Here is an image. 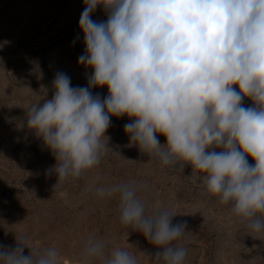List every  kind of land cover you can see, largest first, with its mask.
<instances>
[{"label":"clouds","instance_id":"9594fccd","mask_svg":"<svg viewBox=\"0 0 264 264\" xmlns=\"http://www.w3.org/2000/svg\"><path fill=\"white\" fill-rule=\"evenodd\" d=\"M84 5L79 27L85 50L78 63L93 70L87 86L74 87L66 73L57 72L52 98L30 105L21 125L52 152L56 164L46 174H55L58 184L98 166L109 148L104 141L110 139L105 133L111 117L126 115L129 146L162 169L182 173L190 164L203 174L204 190L246 221L249 233H264V0ZM98 6L106 20L92 19ZM105 86L106 97L93 94ZM245 97L251 106L243 105ZM145 190L129 181L90 185L86 192L118 202L121 224L156 247L151 264H185L187 222L173 223L175 215L163 205L152 211ZM25 247L20 240L11 250L0 245V264H59L57 248L24 255ZM79 262L138 264L131 252L110 251L95 236L83 242Z\"/></svg>","mask_w":264,"mask_h":264},{"label":"rangeland","instance_id":"374dc122","mask_svg":"<svg viewBox=\"0 0 264 264\" xmlns=\"http://www.w3.org/2000/svg\"><path fill=\"white\" fill-rule=\"evenodd\" d=\"M84 7V0H0V245L11 250L20 240L24 255L54 247L59 264H80L83 242L95 236L110 251L124 249L138 264H151L156 247L121 224L118 202L86 192L94 184L136 181L146 185L143 197L152 211L163 205L175 215L173 223L187 222L185 264H264V233H249L246 221L204 190L203 174L190 164L182 173L162 169L129 146L126 115L111 117L105 133L110 139L104 141L109 148L98 166L58 184L55 174H46L56 164L52 152L21 125L30 105L52 98L57 72L66 73L74 87L87 86L93 70L78 63L85 50L79 27ZM106 18L102 6L92 14L96 21ZM92 92L104 98L108 88ZM242 103L253 101L245 97ZM158 139L166 143L165 136Z\"/></svg>","mask_w":264,"mask_h":264}]
</instances>
